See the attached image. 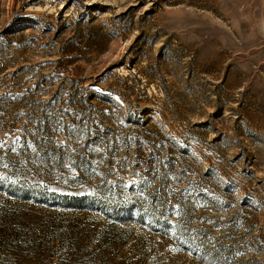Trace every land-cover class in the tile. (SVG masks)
<instances>
[{"label": "rangeland", "instance_id": "obj_1", "mask_svg": "<svg viewBox=\"0 0 264 264\" xmlns=\"http://www.w3.org/2000/svg\"><path fill=\"white\" fill-rule=\"evenodd\" d=\"M0 141V264H264V0H0Z\"/></svg>", "mask_w": 264, "mask_h": 264}, {"label": "trees", "instance_id": "obj_2", "mask_svg": "<svg viewBox=\"0 0 264 264\" xmlns=\"http://www.w3.org/2000/svg\"><path fill=\"white\" fill-rule=\"evenodd\" d=\"M107 70L105 72H107ZM116 87H114V86H106V87H103V89H104V91H110V92L116 93L122 99L126 100L124 95H123V92H121V90L119 88H116ZM94 94L97 95V92H94ZM100 97H101L102 100H105V99L110 100V99L107 98V96H100ZM138 112H140V111H138ZM149 120L150 119H144V120H141V121H136V123H139L140 126H142L143 124H147L149 122ZM142 131L143 132H148V130H145V128H142ZM173 142L177 146H179V144H178V142L176 140H174ZM82 203H84L86 205H91L90 202H88V201L87 202L86 201H82L81 204ZM122 204H126L128 206V209L118 208V206H125V205H115V206L112 205L113 208H111L114 211V215H116L117 218H120V221H127V222L131 221L130 219L134 218L133 214H135L137 216V220H139V219L142 220L144 218H150V219H152L154 221H158V222L161 221L159 214H155V213H153L151 211H147L145 209H142L139 205H135L134 203H132V201L131 202H124ZM99 206H104V205L99 204ZM177 229H178V231H180L182 233L183 229H187V228H186V226L184 224H178L177 225ZM184 234H186L184 236H188L187 233H184ZM189 237L190 236H188V239L191 240V238H189Z\"/></svg>", "mask_w": 264, "mask_h": 264}, {"label": "snow or ice", "instance_id": "obj_3", "mask_svg": "<svg viewBox=\"0 0 264 264\" xmlns=\"http://www.w3.org/2000/svg\"><path fill=\"white\" fill-rule=\"evenodd\" d=\"M0 143H2V141H0Z\"/></svg>", "mask_w": 264, "mask_h": 264}]
</instances>
